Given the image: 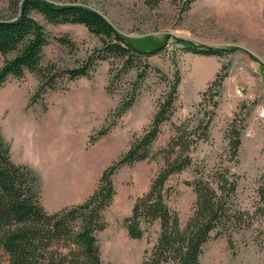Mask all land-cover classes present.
I'll list each match as a JSON object with an SVG mask.
<instances>
[{"label": "rangeland", "instance_id": "1", "mask_svg": "<svg viewBox=\"0 0 264 264\" xmlns=\"http://www.w3.org/2000/svg\"><path fill=\"white\" fill-rule=\"evenodd\" d=\"M49 1L98 11L119 32L132 37L139 49H148L156 39L163 45L148 56L149 64L158 69L149 70L136 100L120 116L114 109L125 84L122 81L113 92L106 91L108 60L99 61L90 78L79 77L65 89L48 91L33 100L37 78L32 73L19 79L9 77L1 86L0 132L12 159L29 165L38 175L44 207L55 210L78 203L93 191L101 171L150 122L158 98L177 69L180 81L175 111L161 124L154 150L167 141L171 122H180L193 112L209 83L223 76L209 138L192 151L193 162L208 168L220 163L230 165L238 176L235 203L252 211L264 168V0H156L153 5L145 0ZM8 5L9 0H0L2 14L11 12ZM32 15L52 35L65 34L75 42L76 48L71 49L52 40L44 48L46 60L72 66L82 54L101 44L81 24L53 25L37 13ZM189 42L221 48L224 53L194 52L185 47ZM2 62L0 54V65ZM234 119L242 120L243 127L238 162L232 164L225 134ZM101 128H107V132L97 136ZM161 165L159 157L144 159L120 167L113 176L116 194L104 211L107 226L98 233L102 258L109 264H142L144 248L154 243L157 224L142 239H132L122 219L129 214L134 199L148 189ZM192 176L189 168L167 181L171 188L168 204L178 211L182 224L195 199L192 188L184 183ZM262 225L264 217L251 228L235 233L231 247L225 237L210 240L204 246L201 264H264V249L255 241L260 230L259 234L264 232Z\"/></svg>", "mask_w": 264, "mask_h": 264}, {"label": "trees", "instance_id": "2", "mask_svg": "<svg viewBox=\"0 0 264 264\" xmlns=\"http://www.w3.org/2000/svg\"><path fill=\"white\" fill-rule=\"evenodd\" d=\"M145 1L151 5L156 3V0ZM8 9L11 11L8 14L0 11V54L3 56L0 88L9 77L19 79L27 72L32 73L37 78L33 100L48 91L65 89L79 77L90 78L98 62L108 60L106 91L113 92L122 81L125 84L114 109L120 116L136 100L149 70L158 69L149 64L148 56L159 52L163 41L156 39L148 49H139L132 43V37L122 34L101 13L84 5L9 0ZM32 12L53 25L81 24L101 44L82 54L72 66L46 60L44 48L52 40L71 49L76 48L75 42L65 34L52 35ZM185 47L199 53H224L221 48L193 46L190 42ZM222 79L223 76H216L209 83L193 112L180 122H171L167 141L154 150L161 124L169 121L175 111L180 81L175 69L167 90L157 100L150 122L101 171L93 191L83 201L55 210L44 207L38 175L29 165L12 159L0 132V264L2 261L7 264H109L102 258L98 233L107 226L104 211L116 194L113 176L124 165L157 157L162 165L148 189L134 199L129 214L122 219L132 239H142L158 225L154 243L143 250L142 264H201L204 246L219 237H225L231 247L235 233L251 228L258 223V218L264 217V168L256 188L258 200L249 211L235 203L238 176L230 165L220 163L208 168L193 162L192 151L209 138ZM242 127V120L234 119L225 134L232 164L238 162ZM106 132L107 128H101L97 136ZM189 168L193 176L184 183L192 188L195 199L191 213L182 224L178 211L168 204L171 188L167 181ZM259 233L255 241L264 249V232Z\"/></svg>", "mask_w": 264, "mask_h": 264}, {"label": "crops", "instance_id": "3", "mask_svg": "<svg viewBox=\"0 0 264 264\" xmlns=\"http://www.w3.org/2000/svg\"><path fill=\"white\" fill-rule=\"evenodd\" d=\"M76 188V187H75ZM76 191V190H75ZM78 191V190H77ZM80 201V200H79ZM77 202V201H76Z\"/></svg>", "mask_w": 264, "mask_h": 264}, {"label": "bare ground", "instance_id": "4", "mask_svg": "<svg viewBox=\"0 0 264 264\" xmlns=\"http://www.w3.org/2000/svg\"><path fill=\"white\" fill-rule=\"evenodd\" d=\"M5 102H6V100H5Z\"/></svg>", "mask_w": 264, "mask_h": 264}]
</instances>
